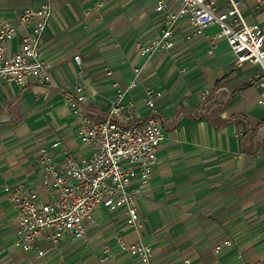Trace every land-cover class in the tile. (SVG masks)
<instances>
[{
  "label": "crops",
  "instance_id": "crops-1",
  "mask_svg": "<svg viewBox=\"0 0 264 264\" xmlns=\"http://www.w3.org/2000/svg\"><path fill=\"white\" fill-rule=\"evenodd\" d=\"M158 1L0 0V14L10 21L26 8L50 5L41 51L53 66V86L46 88L18 87L0 78V264H139L120 251L117 237L150 246L152 264H264V107L258 104V69L233 65L226 41L216 37L217 26L186 40L191 30L185 21L173 48L144 65L136 46L161 34ZM163 1L167 9L176 6ZM243 15L264 32V9L247 5ZM119 39L126 41L123 50H100ZM19 45L17 35L9 48L15 52ZM99 52L111 57V78L98 73ZM137 67H144L141 85L127 98L143 119L148 110L141 88L159 93L156 107L164 131L151 179L131 184L139 228L128 227L124 210L99 207L81 240L65 238L55 247L42 243L46 253L40 258L14 248L18 221L10 198L17 186L35 190L42 202L47 198L39 151L48 150L59 166L64 151L76 160L91 155L78 138L67 99L85 96L83 111L104 118L114 96L111 84L126 88ZM56 141L61 146L52 149ZM227 240L231 246L215 254V246Z\"/></svg>",
  "mask_w": 264,
  "mask_h": 264
},
{
  "label": "built area",
  "instance_id": "built-area-1",
  "mask_svg": "<svg viewBox=\"0 0 264 264\" xmlns=\"http://www.w3.org/2000/svg\"><path fill=\"white\" fill-rule=\"evenodd\" d=\"M175 8L167 9L159 0L155 7L163 14L161 34L147 44L137 45L145 64L152 56L168 51L174 46V36L179 24L185 21L191 30L186 40L200 37L211 26L218 27L217 38H223L233 54L234 65L255 66V76L260 90L258 104L264 107V32L256 23H248L243 7L252 5L264 9V0H173ZM52 16L49 4L26 8L14 21L0 14V78L18 87L53 86L50 61L41 51L42 37ZM20 35L19 50L9 48L12 40ZM74 60L79 63V57ZM144 67L133 68V78L126 88L112 83L114 96L109 103L106 117L87 115L82 106L86 97L67 99L80 142L88 147L91 155L76 160L70 153H62L61 166L52 162L46 149L39 152L40 182L46 200L40 201L38 193L20 184L11 196L17 214L16 237L13 247L25 253L43 257L42 243L55 247L61 240H81L86 235V223L95 209H122L127 215V225L139 228L140 217L137 201L131 189L133 180L146 185L156 163L157 149L164 140L162 121L156 107L160 94L143 86L142 100L148 110L146 117L137 118L134 101L127 93L140 87ZM207 94V92L205 93ZM61 146L60 141L51 148ZM120 251L136 257L139 264H152L153 250L142 242L128 243L117 237ZM230 247L229 240L214 248L218 254ZM105 253L108 252L104 247ZM105 256L101 261L107 260ZM186 263H188L186 261Z\"/></svg>",
  "mask_w": 264,
  "mask_h": 264
},
{
  "label": "rangeland",
  "instance_id": "rangeland-1",
  "mask_svg": "<svg viewBox=\"0 0 264 264\" xmlns=\"http://www.w3.org/2000/svg\"><path fill=\"white\" fill-rule=\"evenodd\" d=\"M110 42H111V44H109V45L101 46L100 47L101 48L100 50L103 51V52H105V53H107V51L109 49H111V48H113V49H119V48L122 47V50L125 48V45L123 46V43L126 42L124 39H119L117 41V43L114 42V41H110ZM102 44H104V42H102ZM99 53H100L99 54L100 55V58L102 57V59H101V63H100L99 69H98V73H99L100 77H105L107 79L108 78H111L113 73H112L111 69L108 67L109 60H111V57L110 58H105V57L103 58V55L101 54V52H99ZM78 56H79V64H81L82 63L81 56L80 55H78ZM233 65H234V63H233ZM233 68H236V67L234 66Z\"/></svg>",
  "mask_w": 264,
  "mask_h": 264
}]
</instances>
